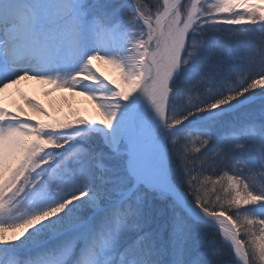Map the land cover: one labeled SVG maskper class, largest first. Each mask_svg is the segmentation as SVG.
Wrapping results in <instances>:
<instances>
[{
	"label": "snow or ice",
	"instance_id": "obj_1",
	"mask_svg": "<svg viewBox=\"0 0 264 264\" xmlns=\"http://www.w3.org/2000/svg\"><path fill=\"white\" fill-rule=\"evenodd\" d=\"M27 80L99 119L0 96V264H264V0H0Z\"/></svg>",
	"mask_w": 264,
	"mask_h": 264
},
{
	"label": "bare ground",
	"instance_id": "obj_2",
	"mask_svg": "<svg viewBox=\"0 0 264 264\" xmlns=\"http://www.w3.org/2000/svg\"><path fill=\"white\" fill-rule=\"evenodd\" d=\"M99 68V71L109 79L117 77L113 73V67L102 61L95 62ZM21 92L27 93L30 96H34L43 102L50 110H53V101L55 100L56 106L62 111L57 112V115L68 114L72 109H79L82 114L91 116L95 119H99L93 102L84 96H74L72 93H55L53 96L46 94L45 86L35 81L27 80L21 81L19 85H12L6 89L4 93L0 94L3 97L4 103L10 108L15 107L17 103L21 102ZM69 97V101H65L63 97Z\"/></svg>",
	"mask_w": 264,
	"mask_h": 264
},
{
	"label": "rangeland",
	"instance_id": "obj_3",
	"mask_svg": "<svg viewBox=\"0 0 264 264\" xmlns=\"http://www.w3.org/2000/svg\"><path fill=\"white\" fill-rule=\"evenodd\" d=\"M210 2H211V0H210ZM113 73H115L116 75H117V73H116V71H115V69L113 68Z\"/></svg>",
	"mask_w": 264,
	"mask_h": 264
}]
</instances>
